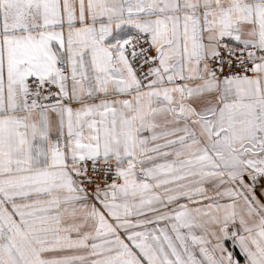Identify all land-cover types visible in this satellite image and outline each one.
<instances>
[{
	"label": "snow or ice",
	"instance_id": "snow-or-ice-1",
	"mask_svg": "<svg viewBox=\"0 0 264 264\" xmlns=\"http://www.w3.org/2000/svg\"><path fill=\"white\" fill-rule=\"evenodd\" d=\"M0 264H264V0H0Z\"/></svg>",
	"mask_w": 264,
	"mask_h": 264
}]
</instances>
